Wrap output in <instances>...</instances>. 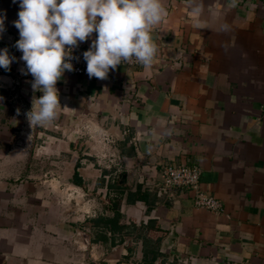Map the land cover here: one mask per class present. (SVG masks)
<instances>
[{
    "label": "crops",
    "instance_id": "obj_1",
    "mask_svg": "<svg viewBox=\"0 0 264 264\" xmlns=\"http://www.w3.org/2000/svg\"><path fill=\"white\" fill-rule=\"evenodd\" d=\"M163 4L151 67L65 72L58 118L34 129L25 114L42 93L14 23L0 35L16 57L0 68V264H264V0ZM171 163L199 166L225 211L160 196ZM138 191L147 202L129 201ZM115 211L121 232L95 226Z\"/></svg>",
    "mask_w": 264,
    "mask_h": 264
},
{
    "label": "clouds",
    "instance_id": "obj_2",
    "mask_svg": "<svg viewBox=\"0 0 264 264\" xmlns=\"http://www.w3.org/2000/svg\"><path fill=\"white\" fill-rule=\"evenodd\" d=\"M19 6L15 47L26 65L23 74L33 77V92L42 93L33 96L32 109L25 114L32 129L58 118L62 107L56 85L65 72L74 71L72 52L81 42L96 34L83 53L90 78L107 79L126 62L149 68L158 53L153 32L168 15L163 0H19ZM6 18V13L0 15V35ZM15 60L8 48L0 50V68L10 71Z\"/></svg>",
    "mask_w": 264,
    "mask_h": 264
},
{
    "label": "built area",
    "instance_id": "obj_3",
    "mask_svg": "<svg viewBox=\"0 0 264 264\" xmlns=\"http://www.w3.org/2000/svg\"><path fill=\"white\" fill-rule=\"evenodd\" d=\"M91 43L81 42L72 52L74 57L70 62L74 71L66 72L75 76H83L87 73V63L83 58V53L90 49ZM129 68H138L143 65L133 61L122 63ZM18 95L12 98V103H17ZM201 168L197 165H178L171 163L163 167L161 175V185L159 187L160 196L167 200H175L180 192L186 191L193 199L194 206L198 209L206 210L210 213L221 214L225 211L224 205L218 198L205 192L201 185Z\"/></svg>",
    "mask_w": 264,
    "mask_h": 264
},
{
    "label": "rangeland",
    "instance_id": "obj_4",
    "mask_svg": "<svg viewBox=\"0 0 264 264\" xmlns=\"http://www.w3.org/2000/svg\"><path fill=\"white\" fill-rule=\"evenodd\" d=\"M16 8L17 6L13 2V0H0V15H3L6 13V17H7L5 20V28H10V23L11 22L14 23V21L18 20V14H16ZM102 168H105V167L102 166ZM70 194L66 195L67 204L69 203L71 204V201H73L72 198L70 200V197H72L70 196ZM92 200L93 199L88 197V194L82 195V214L86 215L88 217V218L86 217L87 219L93 218L95 216L93 205L91 203ZM131 232L134 233L136 232V230L132 228ZM83 252H87V250H83ZM82 264H87V263L83 262ZM88 264H91V263H88Z\"/></svg>",
    "mask_w": 264,
    "mask_h": 264
},
{
    "label": "trees",
    "instance_id": "obj_5",
    "mask_svg": "<svg viewBox=\"0 0 264 264\" xmlns=\"http://www.w3.org/2000/svg\"><path fill=\"white\" fill-rule=\"evenodd\" d=\"M76 176L78 177L77 173H76ZM130 196H134V199H129V201L131 200L135 202L138 200V201L147 202L146 195H141L140 191H138L137 194H134V195L131 194ZM121 219H122L121 213L119 211H115V214L112 218H107V219L101 218V219H98L97 221H94V224L95 226L101 225L105 231H109L112 234H115L117 232H121L122 229H124V226L120 225ZM151 264H154V261H152Z\"/></svg>",
    "mask_w": 264,
    "mask_h": 264
}]
</instances>
